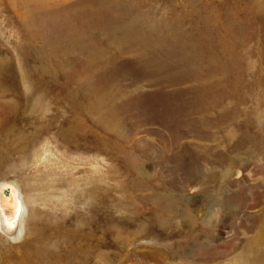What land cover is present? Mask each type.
<instances>
[{"label":"rangeland","instance_id":"374dc122","mask_svg":"<svg viewBox=\"0 0 264 264\" xmlns=\"http://www.w3.org/2000/svg\"><path fill=\"white\" fill-rule=\"evenodd\" d=\"M0 102V264H264V0H0Z\"/></svg>","mask_w":264,"mask_h":264},{"label":"bare ground","instance_id":"6f19581e","mask_svg":"<svg viewBox=\"0 0 264 264\" xmlns=\"http://www.w3.org/2000/svg\"><path fill=\"white\" fill-rule=\"evenodd\" d=\"M95 7H96V5H95ZM98 8V7H97ZM33 16H31V19H32V17H34V14H32ZM35 16H36V14H35ZM39 16V15H38ZM35 18V17H34ZM37 18V17H36ZM34 20V19H33ZM36 22H37V20H36ZM203 23V22H202ZM210 24V23H209ZM215 24V23H214ZM213 24V25H214ZM38 25V24H37ZM40 25V24H39ZM38 25V26H39ZM64 25V24H63ZM210 26V25H209ZM208 26V27H209ZM216 26V25H215ZM197 27V26H196ZM204 27V26H203ZM184 28V27H183ZM210 28V27H209ZM225 28V30H226V27H224ZM208 29V28H207ZM189 30V29H188ZM209 30V29H208ZM229 30V29H228ZM209 31H211L212 33H213V31L212 30H209ZM223 31V30H222ZM197 31L195 30V32L194 33H196ZM205 32H207V31H205ZM210 32V33H211ZM228 32V31H227ZM182 33V32H181ZM209 33V34H210ZM226 34V33H225ZM189 35V34H188ZM191 35V34H190ZM206 35V34H205ZM227 35H230V34H227ZM192 37H193V34L191 35ZM198 36V35H197ZM208 37V36H207ZM211 38V37H210ZM193 39H197L196 37L194 38L193 37ZM111 40V39H110ZM187 40V39H186ZM189 40V39H188ZM223 40V39H222ZM190 42V41H189ZM212 42V41H211ZM218 42V41H217ZM225 42V41H224ZM230 42V41H229ZM92 43V42H91ZM179 43V42H178ZM221 43H222V41H221ZM97 44V43H96ZM187 44V43H186ZM196 44V43H195ZM226 44H228L227 42H226ZM184 45V44H183ZM224 45H225V43H224ZM96 46V45H95ZM106 46V45H105ZM105 46H104V48H105ZM181 46V45H180ZM189 46H191V42H190V45ZM221 46V45H220ZM226 46V45H225ZM85 47V46H84ZM97 47V46H96ZM184 47V46H183ZM186 47V46H185ZM228 47H229V45H228ZM179 48V47H178ZM182 48V47H181ZM189 48V47H188ZM221 48V47H220ZM88 49V48H87ZM86 49V50H87ZM99 50V49H98ZM193 50V49H192ZM198 50V49H197ZM183 51V50H182ZM185 51V50H184ZM187 51H188V49H187ZM92 52V51H91ZM93 53L94 52H92V56H95V55H93ZM95 54V53H94ZM100 54V53H99ZM228 54V53H227ZM88 55V54H87ZM198 56V55H197ZM91 57V56H90ZM89 57V58H90ZM99 57V56H98ZM184 59H185V57H184ZM227 61V60H226ZM152 63V62H151ZM183 63V62H182ZM229 63V62H228ZM177 65V64H176ZM236 65V64H235ZM234 65V66H235ZM170 67H172V66H170ZM216 67V66H215ZM220 68V67H219ZM166 70V69H165ZM225 70V69H224ZM215 71V70H214ZM221 71V70H220ZM205 72V71H204ZM180 72H178V74H179ZM11 74V73H10ZM176 74H177V72H176ZM211 74V73H210ZM216 74V73H215ZM221 74V73H220ZM232 74V73H231ZM65 75V74H64ZM172 75V74H171ZM180 76H181V74H179ZM179 75H177V76H179ZM183 75V74H182ZM193 75V74H192ZM200 75V74H199ZM207 75L209 76V74L207 73ZM20 76V75H19ZM26 76V75H25ZM104 76H105V74H104ZM103 76V77H104ZM173 76V75H172ZM191 76V75H190ZM205 76V75H204ZM183 77V76H182ZM181 77V78H182ZM189 76H187L186 78H188ZM184 78V77H183ZM191 79H192V77H190ZM198 78V77H197ZM210 78V77H209ZM214 78V77H213ZM216 78V77H215ZM29 79V78H28ZM176 79V78H175ZM175 79H174V82H175ZM178 79V78H177ZM211 79V78H210ZM235 79V78H234ZM196 80H198V79H196ZM202 80V79H201ZM200 80V81H201ZM171 81H172V79H171ZM200 81H199V83H200ZM211 82H212V79L210 80ZM214 81V80H213ZM173 82V81H172ZM178 82V81H177ZM186 82V81H185ZM194 82V81H193ZM198 82V81H197ZM219 82V81H218ZM218 82H216V83H218ZM221 82V81H220ZM86 83V82H85ZM181 83V82H180ZM178 84L179 85V87H180V85H182V84H184V82L182 83V84ZM188 83H189V81H188ZM212 83H215V82H212ZM29 84V83H28ZM87 84V83H86ZM202 84V83H201ZM30 85V84H29ZM204 85V84H203ZM92 86V85H91ZM201 86V85H200ZM210 86H211V84H210ZM27 87H28V85H27ZM27 87H25V88H27ZM235 87V86H234ZM17 89V88H16ZM28 89H29V87H28ZM196 89V88H195ZM213 89V88H212ZM18 90V89H17ZM10 91H11V89H10ZM16 91V90H15ZM179 91H181L180 89H179ZM193 91H194V89H193ZM214 91V90H213ZM175 92H178V91H175ZM18 93V92H17ZM17 93H15L16 94V97H17ZM182 93V92H181ZM181 93H179L180 95H181ZM189 93V92H188ZM10 94H11V92H10ZM96 94V93H95ZM185 94V93H184ZM20 95H22V97H23V99L22 100H24L25 102L26 101H28V97H26L25 96V94L22 92V93H20ZM109 95V94H108ZM193 95V94H192ZM13 96V95H12ZM71 96V95H70ZM171 95H169L168 97H170ZM173 96H175V95H173ZM92 97H94V96H92ZM191 97V96H190ZM194 97V96H193ZM213 97V96H212ZM68 98V97H67ZM100 98V97H99ZM98 98V99H99ZM107 98H109V97H107ZM167 98V97H166ZM175 98V97H174ZM69 99H71V98H69ZM96 99H97V97H96ZM97 99V100H98ZM104 99V98H103ZM102 99V100H103ZM113 99V98H112ZM162 99V98H161ZM164 99V98H163ZM182 99V98H181ZM186 99V98H185ZM206 99H207V97H206ZM211 99V98H210ZM72 100V99H71ZM172 100V99H171ZM171 100H168V101H171ZM176 100V99H175ZM190 100H191V98H190ZM78 101H80V100H78ZM100 101V100H99ZM111 101V100H110ZM114 101V100H113ZM186 101H187V99H186ZM194 101H195V99H194ZM213 101H214V99H213ZM17 102V101H16ZM87 102H89V101H87ZM211 102H212V100H211ZM215 102V101H214ZM72 103V102H71ZM75 103V102H74ZM81 103V102H80ZM101 103V102H100ZM208 103V102H207ZM86 104V103H85ZM90 104V103H89ZM92 104H94V103H92ZM187 104H189V102L187 103ZM187 104H185V105H187ZM200 104V103H199ZM215 104V103H214ZM217 104V103H216ZM8 105H10V104H7L6 102H3V103H1L0 102V108L1 107H3L4 109H6V108H8ZM68 105H69V103H68ZM74 105V104H73ZM72 105V106H73ZM82 105H83V103H82ZM96 102H95V105H93V106H95L96 107ZM102 105V104H101ZM100 105V106H101ZM174 105H176V104H174ZM11 106V105H10ZM98 106V105H97ZM113 106H114V104H113ZM76 107V106H75ZM78 107V106H77ZM83 107V106H82ZM102 107V106H101ZM107 107V106H106ZM119 107V106H118ZM124 107V106H123ZM188 107V106H187ZM87 109L89 108V109H91L90 107H86ZM85 108V109H86ZM111 108H112V110L114 109L112 106H111ZM116 108V107H115ZM167 108V107H166ZM170 108H173L172 106L170 107ZM182 108V107H181ZM191 108V107H190ZM203 108V107H202ZM79 109V108H78ZM86 109V110H87ZM99 109V108H98ZM168 109V108H167ZM177 109V108H176ZM201 109V108H200ZM83 110V109H82ZM104 110H106V109H104ZM110 110V109H109ZM120 110V109H119ZM190 110V109H189ZM195 110V109H194ZM71 111V110H70ZM75 111V110H74ZM78 111V110H77ZM90 111V110H89ZM107 111V110H106ZM106 111H105V113H106ZM122 111V110H121ZM171 111V110H170ZM191 111V110H190ZM192 112V111H191ZM76 113V112H75ZM89 113V112H88ZM92 113V112H91ZM103 113V112H102ZM101 113V114H102ZM111 113V112H110ZM109 113V114H110ZM174 113V112H173ZM78 114V113H77ZM83 114H85V113H83ZM99 113L97 112V115H98ZM107 114V113H106ZM116 114V113H115ZM80 115H81V113H80ZM79 115V116H80ZM94 115V114H93ZM120 115V114H119ZM118 115V116H119ZM74 116V115H73ZM79 116H78V118H79ZM91 116V115H90ZM101 116V115H100ZM102 116H104V115H102ZM108 116V115H107ZM110 116V115H109ZM113 116H114V113H113ZM76 117V116H75ZM213 117V116H212ZM96 118V117H95ZM104 118H106V117H104ZM88 119H90V118H88ZM101 119H102V117H101ZM100 119V120H101ZM109 119V118H108ZM188 119V118H187ZM203 119V118H202ZM80 120V119H79ZM109 120H111V122H114V121H112V119H109ZM189 120V119H188ZM105 120H103V122H104ZM180 121V120H179ZM183 121H184V119H183ZM197 121V120H196ZM174 122H176V120H174ZM201 122V121H200ZM199 122V123H200ZM109 123H110V121H109ZM116 123V122H115ZM114 123V125H116ZM190 123H191V121H190ZM196 123V122H195ZM90 124V123H89ZM117 124H118V122H117ZM194 123H192V125H193ZM6 125V124H5ZM180 125H182V123L180 124ZM191 125V126H192ZM200 125V124H199ZM97 126V125H96ZM197 126H198V124H197ZM174 127H175V125H174ZM178 127V126H177ZM198 127H200V128H203V126L201 127V126H198ZM49 128V127H48ZM116 128V127H115ZM117 128H119V126L117 127ZM182 128V127H181ZM95 129V128H94ZM177 129V128H176ZM178 129H179V127H178ZM46 130H48V129H46ZM107 130V129H106ZM121 130V128L118 130V131H120ZM183 130V129H182ZM201 130V129H200ZM46 132V131H45ZM115 132H116V130H115ZM43 133V132H42ZM47 133V132H46ZM204 133V132H203ZM36 134V133H35ZM114 134V133H113ZM205 134V133H204ZM37 135V134H36ZM202 135V134H201ZM213 135V134H212ZM212 138V137H211ZM26 142V141H25ZM27 145V144H26ZM13 147V146H12ZM29 148V147H28ZM15 149V148H14ZM19 149V148H18ZM11 150H13V149H11ZM15 155V154H14ZM13 156V155H12ZM205 159V158H204ZM211 159V158H210ZM4 192H7L8 193V195L7 196H4ZM0 214L2 215V220H0V224H3V226H4V231H3V228H2V231H0V233L2 234V235H4V236H6V239H9V240H11V241H17V240H19L20 238H21V235H22V224H23V217L25 216V208H24V206H23V203H22V199H21V194H20V191H19V189H18V187L16 186V184L14 183V182H12V183H4L3 185H1V187H0ZM9 232H13L15 235H14V237H7V235H9L8 233ZM12 233V234H13ZM7 234V235H6ZM11 234V233H10Z\"/></svg>","mask_w":264,"mask_h":264},{"label":"water","instance_id":"95a60500","mask_svg":"<svg viewBox=\"0 0 264 264\" xmlns=\"http://www.w3.org/2000/svg\"><path fill=\"white\" fill-rule=\"evenodd\" d=\"M5 193H7V192H4L3 194H4V196H7ZM0 220H2V218H0ZM3 225V224H2ZM4 227V226H3ZM9 233H13V232H9Z\"/></svg>","mask_w":264,"mask_h":264},{"label":"snow or ice","instance_id":"6c2138e0","mask_svg":"<svg viewBox=\"0 0 264 264\" xmlns=\"http://www.w3.org/2000/svg\"><path fill=\"white\" fill-rule=\"evenodd\" d=\"M6 195L8 194V193H5Z\"/></svg>","mask_w":264,"mask_h":264}]
</instances>
